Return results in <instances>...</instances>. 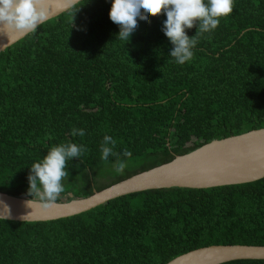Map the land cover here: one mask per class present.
<instances>
[{"label":"trees","instance_id":"16d2710c","mask_svg":"<svg viewBox=\"0 0 264 264\" xmlns=\"http://www.w3.org/2000/svg\"><path fill=\"white\" fill-rule=\"evenodd\" d=\"M79 5L0 52V192L30 199L29 166L62 142L86 151L68 162L55 202L264 128V0H234L183 65L168 56L163 12L138 22L125 44L108 15L111 0ZM73 127L85 135L70 136ZM105 134L118 145L108 161L100 159ZM118 158L122 172L115 171ZM231 244L264 245V177L138 191L51 221L0 219V264H165L199 247Z\"/></svg>","mask_w":264,"mask_h":264},{"label":"water","instance_id":"95a60500","mask_svg":"<svg viewBox=\"0 0 264 264\" xmlns=\"http://www.w3.org/2000/svg\"><path fill=\"white\" fill-rule=\"evenodd\" d=\"M71 6V0H48L49 19ZM26 34L12 32L7 36L0 33V52ZM263 177L264 128H259L211 140L84 198L45 204L37 199L28 201L26 197L0 192V219L51 221L80 214L110 199L138 191L170 187L211 188L253 182ZM241 259L264 260V245H209L185 252L165 264H221Z\"/></svg>","mask_w":264,"mask_h":264},{"label":"clouds","instance_id":"9594fccd","mask_svg":"<svg viewBox=\"0 0 264 264\" xmlns=\"http://www.w3.org/2000/svg\"><path fill=\"white\" fill-rule=\"evenodd\" d=\"M234 0H111L109 18L119 31L116 40L129 43L139 28L138 22L150 23V17L163 12L161 31L172 45L168 56L178 65L190 62L194 49L205 34L213 32L220 19L233 11ZM74 13L81 6L79 0H71ZM77 5H79L77 7ZM72 15V20H73ZM49 19L48 0H0V33L9 36L12 32L35 33ZM195 26L194 35L186 29ZM72 137L85 135L84 129L73 127ZM116 140L105 134L100 144V159L108 161L115 157ZM86 151L83 144L62 142L49 146L46 154L29 166L27 194L42 203L54 202L64 191L63 181L68 177V162L73 157L81 158ZM131 153L123 151V156ZM126 163L117 159L115 171L122 172ZM27 201V202H28Z\"/></svg>","mask_w":264,"mask_h":264}]
</instances>
